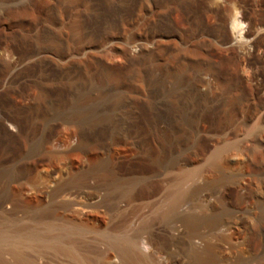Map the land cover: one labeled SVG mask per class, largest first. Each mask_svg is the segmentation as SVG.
<instances>
[{"label": "rangeland", "instance_id": "1", "mask_svg": "<svg viewBox=\"0 0 264 264\" xmlns=\"http://www.w3.org/2000/svg\"><path fill=\"white\" fill-rule=\"evenodd\" d=\"M59 6L71 26L65 45L89 47L77 57L91 63L22 71L10 87L16 71L0 69V233L9 236L2 246L36 229L67 245L71 229L80 252L99 264L113 233L137 250L128 264H200L191 256L195 240L214 248L205 264H264V0ZM234 10L248 36H230ZM22 116L38 123L24 146L53 161L24 166L7 121ZM219 152L228 163L213 158ZM74 158L81 163L72 172ZM84 207L100 221L74 220ZM194 217L204 223L192 231ZM256 231L258 261L241 249ZM62 254L47 250L40 262L75 263Z\"/></svg>", "mask_w": 264, "mask_h": 264}, {"label": "bare ground", "instance_id": "2", "mask_svg": "<svg viewBox=\"0 0 264 264\" xmlns=\"http://www.w3.org/2000/svg\"><path fill=\"white\" fill-rule=\"evenodd\" d=\"M66 18H67L66 13L59 6V0H0V69L6 68V69L16 71V73L7 81V83H6L7 87H10V83H12L11 81L13 79L18 78V74H20L19 72H22V71L31 70V69H38V68H41L44 66H50V65L51 66L52 65L81 66V65L91 63L90 58H78L77 57V55L79 54L80 51L86 50L89 47L74 48L71 45H69V46L65 45L64 39L67 37L68 38L71 37L70 32L68 30L69 23H67ZM81 25L85 29H88L89 27H91L90 26L91 24L88 23V21H84ZM94 25H95V23H94ZM69 27H71V26L69 25ZM75 29H76V27H75ZM57 31H58V33H56ZM228 31H229L230 36L235 35V36H238L240 38H242L243 36H246V35L248 36L250 34L249 32H245V29L243 26V21L241 20L239 13L235 12V10L229 19ZM92 32H93V30L91 31V33ZM7 121L9 123V125H11L17 129V132H15V133L10 132L8 130L7 124H4V128L9 131L11 138L14 141H16L19 144V146L21 145L20 147L18 146L19 149H17V150L19 152V155H21V156L24 155L26 160H27L24 162V166H31L32 168H37V167L43 165L44 163H46L47 161H53L55 159V156H53V155H51L48 158L41 157V156H39V154L35 153V151L27 150V148L24 146L23 141H25V144L31 143V141L33 140V137H30V136L35 135L38 132V123L35 121V119L29 118V117L25 118L22 116V117L8 118ZM75 136H76V133L74 131H72L68 134L67 139H71L72 137H75ZM21 139L22 140L24 139V140L22 141ZM222 152H224V150ZM247 152L249 153V151H247ZM219 153H221V152H219ZM215 155H216L215 156L216 158L213 157L215 160L218 159V160L222 161L223 163H228V157L225 156L223 153H221L219 155L218 154H215ZM249 155L250 154H246V159L249 158ZM23 159H24V157H23ZM244 159H242V160H244ZM79 160L74 158V160L72 161V166H71L72 172L77 171V169L81 163V162H79ZM76 181H78V180H76ZM78 182H80V181H78ZM78 182H76V184H79ZM242 187H243V189H246V187L244 185H242ZM62 193L60 192V194H62ZM135 194H134V196H135ZM143 194H144V192L142 193V196H143ZM145 195H147V193ZM148 195H150V194H148ZM56 196L57 195H55V197ZM137 198H138V195H137ZM145 198H146V196H145ZM149 198L150 197H148V199ZM126 199H128V198H126ZM129 201L131 202L132 200H129ZM176 203H177V201H176ZM73 205H70L71 206L70 208H72ZM81 210H85V207H84V209L82 208ZM88 210L90 211L91 208L86 209L85 212H82L81 215L74 214L73 219L76 221L77 220L80 221L81 222L80 224H82V222H84V223L89 222L90 223L93 221H95V222L100 221V214L96 215V213L98 211L95 213V210H92V211H94V213H95L94 214V213H91V211L88 212ZM103 217H106L105 214ZM106 221H105V223H106ZM203 221L204 220H202L201 218H197V217H194L193 219H191L189 224H191L193 226L192 231H195L196 227L200 228L198 226L203 224L204 223ZM188 222H189V219H188ZM77 223H79V222H77ZM74 224L76 226V223H74ZM83 226H87V225H83ZM94 226H95V224H94ZM76 230L80 231L78 229H76ZM190 230H191V228H190ZM72 231L73 230H71V229H67V233H66L67 238H68V244L67 245L63 244L62 240H60L58 238L59 234L58 235L56 234L57 235L56 237L53 235L54 237L50 238L51 237L50 235L49 236L44 235V233H43L44 231L43 232L41 231L43 233V234H41L36 229V230H31V231L29 230L30 233L27 232L28 233V234L26 233L27 237L25 238V236H24V239L19 238L18 240H16V239L13 240L8 248H4L2 246L3 245L2 242L4 240H6L9 236L5 233H0V264H41L40 260H42V255L47 250L49 252H53L54 254H56L57 255L56 257L61 256L60 254L63 253L66 257H68L67 258L68 260L72 261L71 263L75 262L74 264H99L100 261H98V263H97L96 259L93 257L95 254H91L93 256L89 257V254H90L89 251L87 254L88 256L86 254H83L80 252L81 251V249H80L81 244H77V242H78L77 240L71 239V234L74 235V233H75ZM105 231H107V230H105ZM197 231H198V229H197ZM83 233L78 232V234L80 235L79 239L82 238V240H84L85 234H83ZM107 233H109V232L107 231ZM107 233H105V235ZM192 234H193V232L191 233V235ZM18 235H20V234H18ZM46 235H47V233H46ZM112 235L107 236V237L103 235L104 239L106 237V239L108 240V241H106L107 243L105 241L104 242L106 243V246H107L108 252H109L108 257L103 255L104 257H107L106 260L103 259L104 264H117L113 260L115 257H117V261L119 262V264H128V262L131 263V261H133L135 259V258L133 259V256H132L133 252L137 251V250H134L133 246H131V245L128 246V244L130 242L128 241L127 237L124 236V237L118 238V237H112ZM118 235L122 236L119 233H118ZM194 235H195V233H194ZM198 236H199V234H198ZM198 236H197V238H198ZM201 236H204V238H205V235L202 234ZM206 236H207V234H206ZM19 237H22V236H19ZM98 238H96V241ZM193 238H195V237L193 236ZM259 238H261V232L256 231L254 233V239H252L251 242H250V240L247 241L245 239L246 241L244 240V242L242 243V248H241L242 251L245 254L248 253V255L251 258H253V256H255L254 251H255V253H258V252H256L257 251L256 248H255L256 250L255 249L253 250V248H254L253 245L256 244L257 241H259ZM99 239H101V238H99ZM85 240H88V239L86 238ZM94 241H95V239H94ZM94 241L92 240L93 244H94ZM134 241H132V242H134ZM136 241H137V239H136ZM88 242H90V241H88ZM102 242L103 241H101V243ZM127 242H129V243H127ZM205 242H206V240H205ZM207 242H208V240H207ZM194 243H196V240H195V242L194 241L191 242V246L195 247V248H193V251H191V253H192L191 256H192L193 260L199 262L200 264L207 263V261H209V259L211 258V252L214 250V248L212 246H210V244L204 245L202 243L201 244L199 243V245H198V243L197 244H194ZM102 244H104V243H102ZM102 244H101V246L105 249V245L103 246ZM201 245H203L204 247L201 248ZM96 246H98L97 242H96ZM219 246H220V244L216 245V247H219ZM136 247H137V244L135 246V243H134V248H136ZM139 248H141V247H139ZM139 248H138V252L140 251ZM96 249H98V248H96ZM105 250H102L101 254L103 252L105 255H107L105 253L106 252ZM58 253H59V256H58ZM6 254L10 256V259H7L8 256L6 257ZM63 254H62V256H63ZM258 254H257V256H259ZM54 257H52V258H54ZM102 257H100V258H102ZM142 257H143V252H142V256L140 258H142ZM63 258H65V257H63ZM136 259H137V257H136ZM255 259H256L255 261H258L257 257ZM46 260L47 259H45L44 261H46ZM58 261H61V260H58ZM52 263H54V262H52ZM60 263H64V261L60 262ZM50 264H51V262H50Z\"/></svg>", "mask_w": 264, "mask_h": 264}]
</instances>
